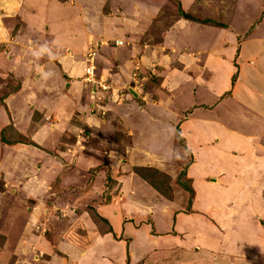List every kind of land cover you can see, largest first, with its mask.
I'll return each mask as SVG.
<instances>
[{
	"label": "rangeland",
	"instance_id": "374dc122",
	"mask_svg": "<svg viewBox=\"0 0 264 264\" xmlns=\"http://www.w3.org/2000/svg\"><path fill=\"white\" fill-rule=\"evenodd\" d=\"M121 2L125 6L124 16L132 18L130 14L134 10L133 3L130 0H121ZM233 4L243 11L240 17L231 13L232 17H237L234 19L235 24L243 33L248 30L242 27L248 23L253 25L260 22V18L262 19L264 15V13L262 15L264 0H209L208 2L209 6L221 5L226 8V5ZM110 5L113 7L114 2L112 1ZM112 7L111 10L114 9ZM164 8H167V4H164ZM179 9L181 10V7ZM59 11L61 15H64L63 10ZM156 18L155 21L161 25V28L168 27L172 22L170 17L165 19V15ZM129 21L131 23L130 19H115L110 21L105 28L112 29L111 34L114 36L122 35L120 31L124 24H129ZM88 22L80 17L68 21L67 19L58 20L53 16L49 19L46 16L38 26L39 31L37 32L27 23L16 25L18 28L23 24L28 28L22 27L29 31L21 32L26 33L23 36L25 51L20 52L19 55L23 57V63L21 65L16 61L17 64H11V68L14 71L18 69L17 65H21L20 67L28 73L26 78L30 81H33L34 77L41 80L44 68L43 80L44 83L46 82V88L44 92L38 95L33 94L29 98V111L32 112L27 115L32 120L30 122L27 120L29 124L26 136H18L16 131L10 128L1 132V135L4 134L10 142L12 140L13 143L28 145L27 159L24 160L27 167L24 166L23 171L27 169L29 175L26 177L18 173L16 166L20 164V161L11 171L6 170L7 174L13 176L10 181H3V176L0 174V264H81V261L84 263L87 257L90 259L87 264H94V262L95 264L97 262H102V264H188L191 258L189 256H196L200 252L199 246L201 245L198 242L199 239L193 243L191 240L181 239L183 244L179 247L175 246L174 237L178 235L173 227L177 220L182 221L184 217L192 214L191 206L195 195L193 177L189 175L194 157L190 155L184 138L190 129L188 124L182 127V120L188 114V110L192 109L198 110L196 115H193L196 120L202 119L199 118L201 116L204 121L211 123L213 114L220 113L223 123L227 125L233 123L237 117L234 112L236 102L233 99H227V96L235 84L238 66L232 61L234 67L229 86L223 93L222 100L213 109L214 113H211L202 109L206 107L202 103L213 105L218 101L215 93L223 85L221 79L210 84L208 77L202 75L197 86L196 83H184L177 79L171 84H165L168 75H173L172 70L173 73H176V70L185 71L184 68L187 66L184 67L177 61L169 64L170 60L167 58L162 64L146 63L148 65L138 66L139 52H133L129 59L130 52H122L112 46L115 45V41L113 44H111L112 41H106L104 49L100 46L95 49L93 46V50L88 47L74 52H65L66 50L62 48V50H57L54 47L59 37L61 38V29L77 33L81 26ZM74 23L78 29H73L75 28ZM96 25L95 29L99 32L100 22L94 26ZM103 29L104 26L100 33ZM256 32V36L262 39L264 23ZM191 34L186 32L181 37L180 43L189 42L193 47L197 45L206 50L209 47L217 48L218 44L224 40L220 38L218 30H198L192 31ZM120 42L121 45L117 48L122 46L123 42ZM18 52L16 49L12 55L15 57ZM88 52L94 53L92 57L94 77L98 78L97 80L102 84L109 85L108 94L102 91L106 94L102 95L106 97L102 103L97 102L95 98H89L85 85L89 86V90L92 89V85L83 82ZM222 54L221 52L220 55ZM64 55L73 58L71 61L77 62L72 73L67 60H64L65 66L56 63L55 57ZM201 56L199 64H202L205 54ZM124 57L131 60L133 65L123 67L124 71L122 70L121 73L116 63ZM141 60L143 61V58ZM167 63L168 66L162 67ZM57 66L61 67L63 73H70L71 81L80 82L73 95L67 97L64 94L66 82L64 86L58 87L54 76L49 74V67L56 70ZM189 67L185 68L187 70L185 72L194 78L195 70H189ZM81 69H83L82 74ZM115 70L119 71L125 79L124 84L119 81L118 77L114 79L112 85L108 83V81L111 83L110 77L113 78L117 72ZM176 74L179 76L178 73ZM218 75L221 74L218 72ZM179 81L181 92L175 91L178 86L175 83ZM19 84V77L10 73L4 75L0 71V94L6 95L14 92ZM192 86H196L195 91L192 90ZM112 89L115 90L111 98L109 93ZM123 94L125 97H122ZM176 96L177 98L174 99ZM197 105L201 108H197ZM161 106L165 108L167 114L156 115L154 121L157 122L156 125L161 126L162 120L166 122L168 120V125L164 129L153 132L151 128L146 130L140 126L142 125L140 122L146 117L145 113L149 114L153 108ZM100 107L104 110H99ZM163 110L162 108L160 111L163 112ZM101 111L105 112L102 114ZM85 114L91 118L90 120L99 118V121L100 118H104L106 123L97 122L96 125L89 127L82 121ZM39 124L43 125L42 129L38 126ZM149 134L153 135L155 140L149 137ZM34 141H39L44 146L36 145L38 142ZM74 143H79L77 146L82 147L77 156V160L81 157L79 159L83 162L81 165L77 164V160L76 163L73 161L75 158L71 157L70 153L64 154L67 150L65 148H69L68 146ZM145 143H167L164 145L171 150L172 157L167 158L165 153H162L165 155L162 159L161 155L145 159L148 155L141 154L146 147ZM0 145L4 146L1 143ZM140 145L143 148L138 154L136 151ZM160 145L159 149L163 151L164 146ZM182 146L185 147L184 150ZM78 147L72 150L76 151ZM159 149L156 148L160 152ZM35 150L38 151L39 157L32 154ZM151 150L154 151L153 148ZM41 155L44 157L43 161L40 159ZM138 156L140 157L136 158ZM136 161L137 164H135ZM36 166L43 167V169H38V171ZM140 166L156 169L154 173L149 174L152 185L155 184L156 187L141 180L134 172L133 168ZM196 188V193L200 194V203L215 202V199L208 198L201 184H197ZM215 196L220 198L218 202L222 205H226V199L231 198L222 193H217ZM3 198L8 201L2 202ZM10 206L12 210L14 209V214L20 216L21 213L26 218L30 211L39 206L40 211L36 212L39 216H35L38 219L35 225L30 224L29 227V222L26 224V221H23L22 223L17 222L18 225L14 227L13 225L18 220L17 217L14 215L11 216L12 218H5ZM116 210L119 215L115 217L114 222L111 212ZM221 216L223 217L224 214ZM206 217L209 219L208 216ZM231 217L232 215L230 219ZM208 221L212 227L203 221L205 224L202 228H192L191 232L193 230L195 234H204V241L211 243V246L212 243L219 241L220 231L223 232L226 229V236L229 239L235 236L237 240L250 243L246 248H236L237 251L249 252L258 248L255 241L256 234L253 231V235L246 238L250 233L249 230L227 228V223L221 229L216 222L213 224L210 220ZM27 238L29 242L25 241ZM194 243L199 246L193 247ZM37 245L51 254L39 252L36 249ZM214 247L217 248V245H213ZM207 249L205 246L201 247L202 252ZM197 258L201 257L197 256ZM192 263L196 264L194 261Z\"/></svg>",
	"mask_w": 264,
	"mask_h": 264
},
{
	"label": "crops",
	"instance_id": "0c3cea01",
	"mask_svg": "<svg viewBox=\"0 0 264 264\" xmlns=\"http://www.w3.org/2000/svg\"><path fill=\"white\" fill-rule=\"evenodd\" d=\"M112 1L114 2V9L111 10L112 5H110V3ZM130 1L134 5V10L130 14L132 18L124 16L123 8L125 6L122 4L121 0H97L95 2L94 0H0V71L4 75L10 73L20 79V84L15 92H9L6 95L0 94V138L2 136V130L6 127H10L13 131L15 130L18 136H26L29 124L27 120H29V122L32 120L27 115L32 112L29 111V98L32 97L33 94L38 95L40 92H44L46 88V82L44 83L43 80L44 68L42 69L43 73L41 74V80L34 77V80L30 81L26 78L28 73L20 67L24 59L19 55L20 52L25 51V47H23V36L26 34L21 32L25 30L29 31L22 27L24 26L23 24L17 28L16 25L20 23L29 24V27H32V29L37 32L39 31L38 26L43 22L46 16L49 19L53 16L58 20L67 19L68 21L80 17L89 22L81 26V33L80 31L71 33L66 32L64 28V30L61 29V38L59 37V41L56 43L57 45L54 46L57 50L64 49L66 50L65 52H74L81 51L83 48L86 49L88 47L92 49L93 46L94 48L100 46L104 49L106 41H112L111 44H113V41H122L123 44L119 48L114 44L112 46H115L116 50L119 49L126 53L130 52L128 54L129 59L131 55H133V52H139L140 58L137 60L138 66H143L142 64L145 66L148 65L146 63L162 64V62L164 63L163 60L167 58L170 60V62H168L169 64L177 61L184 67L190 66L189 70H195L194 78L190 77L187 72H185L187 71L185 69L187 67L184 68L185 71L176 70L179 76L173 73L174 71L172 70L171 72L173 75H168L165 84H171L172 81L177 79L184 83H196L195 85L197 86L202 75L208 77L207 79L210 84L221 79L223 85L218 88V92L215 93L218 97V101L213 105L202 103L206 106L202 107V109L210 111L211 113H214L213 109H215V106L222 100V95L229 86L230 77L233 72L232 68L235 62L238 66V74L235 84L231 88L229 96H227V99H233L236 102V104H234L236 106L234 107V112L235 115H237L235 121L228 125L223 123L224 121L221 119L222 116H220V113L213 114L212 121L210 120L211 123L204 121L201 116L199 118L202 119L196 120L193 115H196L198 110L192 109H189L188 112L187 110L185 111L188 114H186L182 120V127L188 124L187 126L190 129V131L184 135V138L186 140L185 144L190 150V155L194 157L189 169V175L193 177L195 195L191 206L192 214L188 217H184L182 221L177 220L173 227V230L175 232L177 231V235H181L180 237H174L176 239L175 246L179 247L183 244L181 239H185V241L191 240L192 243L199 239L198 242L201 246L196 243L192 245L193 247L199 246L200 252L197 253L196 256L190 255L189 257L191 258L190 261L188 260V264H193V261L196 264H264V36H262V39L256 36L257 29L264 23V9L262 10L263 17L262 19L260 18V22L253 25L248 23L245 27H242L248 30L243 33L241 29L237 28L238 25L235 24L236 20L234 19L237 17L234 18L231 16L233 13L238 17L243 14L242 9H239L236 4L226 5V8L221 5L209 6V0ZM164 4H167V8H164ZM179 4L183 12L191 15L197 22L181 18L178 15ZM93 5L97 6L94 7ZM221 8H223V11H221ZM164 9L166 11H164ZM59 10H63V12H65L64 15H61L62 13H60ZM160 15H165V19L171 18L172 22H170L168 27L165 26L166 28H161V25L156 23V17ZM125 18L130 19L131 23L129 21V24H124L120 31L122 35L114 36L111 34V32L113 33V31H111L112 29L105 28V26L109 25L110 21L115 19L125 20ZM205 20L209 22H203ZM97 21L100 22L101 30L104 26L101 33V30L98 32L95 29L98 25L94 26L98 23ZM75 25L76 23L73 25L75 27L73 28L74 30L78 29ZM151 27L152 29H150ZM208 29H212V31L218 30L220 38L224 39L218 44L217 48L209 47L204 50L197 45L194 47L191 46L189 42L180 43L181 37H183L186 32L191 34L192 31H205ZM137 30H139V32H137ZM64 43L66 45H63ZM16 49L17 52L18 50L19 52L16 53L14 57L12 53ZM221 52L223 53L222 55H220ZM204 54L205 58L203 57L204 60L202 64H199L198 61L200 57H202L201 55ZM216 56L218 57L217 59ZM141 58H143V61ZM55 59L58 65L64 64L63 66L66 65L64 60H67L71 73L75 70L74 65H77V62L71 61L73 58L64 55L62 57L58 56V58L56 56ZM129 59H125L124 57L116 63L121 73L123 67L130 66L131 64L133 65L132 61ZM150 60H153V62H150ZM16 61H18V64L21 63V65H17L18 69L13 71L11 66L16 65ZM168 63L162 67L168 66ZM48 70L50 71L49 74L54 76V80H56V85L58 87L64 86L66 82L64 94L67 97L74 94L80 82L74 83L73 80L71 81L70 73H63L60 66H57L56 70L51 67H49ZM116 71L117 70H115V72ZM82 72L83 69H81V74ZM218 72L221 75H218ZM38 74L39 71L37 75ZM117 77L122 84L125 83V79L119 71L114 74L113 78L110 77L111 83L110 81L108 82L112 85L114 79ZM180 81L175 83L176 86L178 85L175 91L178 90L181 92ZM196 86H192L193 91L196 90ZM170 87L172 88V86ZM85 88L87 89V93H89V87L85 86ZM166 88L169 89L168 85H166ZM114 90L115 89L110 90L111 92L109 94L111 95L109 96L111 98ZM132 94L134 95L133 92ZM88 95L89 98L92 99L90 94ZM122 97H125V94H123ZM176 98L177 96L174 97V99ZM174 99L170 100L173 101ZM126 101H128V99ZM89 104L88 106H90ZM200 105L196 107L200 109ZM162 108L164 109L163 112L160 111ZM165 111V108L162 106L160 108H153L149 114L145 113L146 117L143 120L140 117V120H142L140 122L142 125L140 126H143L146 130L151 128V131L159 132V130L164 129L166 125H168V120L167 122L162 120L161 126H158L154 118L156 115L160 116L167 114ZM149 116L150 118H148ZM88 117L89 116L85 114L82 121L89 127L96 125L97 122H100L99 124L106 123L104 118H100L98 121L99 118L90 120L91 118ZM38 126H40L41 129L43 127L42 124ZM150 136L155 140L153 135L149 134V137ZM13 142L11 140V143ZM34 142H38L36 145L44 146L43 143H39V141ZM0 143L4 145H0V174L3 176V181L5 180L6 182L11 180L10 178L13 176L9 173L7 174L6 170L9 169L8 171H11V169L15 168L14 165H16L18 161H20V164L16 166L18 173L27 177L29 175L26 171L27 169L25 171H23V169L24 166L25 168L27 167L24 160L27 159L26 152L28 145L21 143L6 144L2 141H0ZM77 144L79 143L71 144L68 146L69 148H65L67 150L64 153H70L71 157L75 158L73 159L75 163L80 153V148H82L81 145L78 147ZM145 144L147 148L144 147L145 149L143 153H141L142 155H148L145 156V159L150 156L160 157V155L162 156L160 157L161 159L165 157V155L167 158L172 157L171 150H168L165 146L167 143ZM160 144L164 146L163 151L159 149L161 146ZM150 146L154 151L150 149ZM77 147L78 149L76 151L72 150ZM35 148L36 147H34V149ZM45 148L48 149L46 145ZM142 148L143 147L140 145L136 152L140 154ZM156 148L159 149L160 152L156 150ZM182 149L184 150L185 147L182 146ZM134 150H136V148ZM162 153H165V155ZM32 154H36L37 157H39L37 150ZM139 157L140 156L136 158ZM40 159L43 161L44 157L41 155ZM79 159H81V157L78 158L77 164L81 165L83 162ZM137 163L136 161L135 164ZM194 168L196 170H194ZM36 169L42 170L43 167L40 168V166H36ZM36 176L38 175L36 174ZM210 178L212 180H210ZM197 184H201L208 198L210 200L215 199V202L208 201L206 203H200V194L199 192L196 193ZM217 193L231 196L230 199H226V205H222L218 202L220 198L215 196ZM7 201L8 200L3 198L2 202L6 203ZM38 207L39 206L36 207L37 209L35 208V210L30 211L27 216L29 219H27L24 217V214L21 215L20 213V216L14 214V209L12 210L10 206V208L7 209L5 218H12L15 215L18 220L13 225L14 227L18 225L17 222L22 223L23 221H26V224L29 222L30 227V224L33 225L38 220L35 217L36 215L37 217L39 216V214L36 213L40 211ZM111 214L112 220L115 222L114 219L119 213L116 210L112 211ZM221 214H224V216L222 217ZM230 215H232L231 219ZM206 216H208L209 219ZM242 218L244 219L242 220ZM208 220L213 224L216 222L221 229L223 225L227 223V228L249 230L250 233H248L246 238L249 236L251 237L254 232L256 234L255 241L258 244V248L249 252L237 251L236 248H246L250 243L237 240L235 236L229 239L226 236V229L223 232L220 231L219 241L212 243L211 246V243H206L204 241V234H195L193 230L191 232L192 228H202L205 224L203 221L212 227V224H210ZM239 233H241V231ZM25 241L29 242V239L27 238ZM213 245H217V248H213ZM37 246L36 249L39 252L47 253L43 247H41V250L40 246ZM202 246L208 249L202 252ZM42 253H40V255ZM73 253H75V251H73ZM47 254L51 253L49 252ZM80 254L81 253H79V255ZM197 256L201 258L198 259ZM77 258H79V256H77ZM89 262L90 259L87 257L84 259V263L81 261V264H87ZM96 264H102V262H97Z\"/></svg>",
	"mask_w": 264,
	"mask_h": 264
},
{
	"label": "built area",
	"instance_id": "2783aa9c",
	"mask_svg": "<svg viewBox=\"0 0 264 264\" xmlns=\"http://www.w3.org/2000/svg\"><path fill=\"white\" fill-rule=\"evenodd\" d=\"M115 45L119 46L121 45L120 41H115ZM94 53L93 52H88V55L86 56V61L88 63H86V67H85V73H84V77H83V82L84 83H91L92 85V89L90 90L91 94H95L96 96L94 97L96 100L101 101L102 100V96L100 94H102V91H107L109 90V85H107L105 82V84H102L101 82H99L96 77H94V66H93V57ZM94 85H96V87H94Z\"/></svg>",
	"mask_w": 264,
	"mask_h": 264
},
{
	"label": "trees",
	"instance_id": "16d2710c",
	"mask_svg": "<svg viewBox=\"0 0 264 264\" xmlns=\"http://www.w3.org/2000/svg\"><path fill=\"white\" fill-rule=\"evenodd\" d=\"M179 7H180V4H179ZM178 15L181 17V18H184V19H186V20H190V21H195V22H197L191 15H189V14H187V13H184L183 12V10L181 9H179V11H178ZM161 21V20H160ZM203 22H209V21H207V20H205V21H203ZM222 26V25H221ZM109 83V82H108ZM110 84V83H109ZM94 87H96V85H94ZM16 89H17V87H16ZM15 89V90H16ZM15 90H14V92H15ZM92 96H93V98L96 96L95 94H92ZM8 128H10V127H8ZM5 129H7V127L6 128H4L3 129V131L5 130ZM2 131V132H3ZM2 136L3 137H1L0 138V141H2V142H4V143H6V144H13V143H11L10 141H5V137H4V134H2ZM133 170H134V172L140 177V179L141 180H144L146 183H149L152 187H153V185H155V184H153L152 185V182H151V180H150V176H149V174H150V172H155L156 171V169H154V168H146V167H144V166H140V167H134L133 168ZM155 187H156V185H155ZM154 187V188H155Z\"/></svg>",
	"mask_w": 264,
	"mask_h": 264
},
{
	"label": "clouds",
	"instance_id": "9594fccd",
	"mask_svg": "<svg viewBox=\"0 0 264 264\" xmlns=\"http://www.w3.org/2000/svg\"><path fill=\"white\" fill-rule=\"evenodd\" d=\"M87 66V65H86ZM84 76V75H83ZM96 79H98V78H96ZM85 86H88V85H85ZM111 86V85H110ZM89 87V86H88ZM106 93H108V90L107 91H105ZM105 92H103L102 94H100L101 96L102 95H106L105 94ZM89 94H90V96L92 97V99H93V96H92V94L90 93V90H89ZM103 97V96H102ZM106 99V97L104 96L103 98H102V100L101 101H99V100H96L97 102H100V103H102L104 100ZM99 110H104L102 107H100L99 108ZM102 112V114L105 112V111H101Z\"/></svg>",
	"mask_w": 264,
	"mask_h": 264
},
{
	"label": "water",
	"instance_id": "95a60500",
	"mask_svg": "<svg viewBox=\"0 0 264 264\" xmlns=\"http://www.w3.org/2000/svg\"><path fill=\"white\" fill-rule=\"evenodd\" d=\"M135 95V94H134Z\"/></svg>",
	"mask_w": 264,
	"mask_h": 264
}]
</instances>
